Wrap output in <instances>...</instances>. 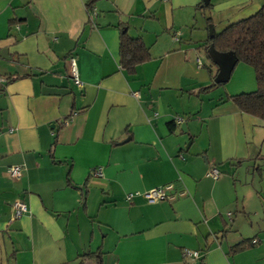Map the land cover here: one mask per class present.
<instances>
[{
	"label": "crops",
	"instance_id": "crops-1",
	"mask_svg": "<svg viewBox=\"0 0 264 264\" xmlns=\"http://www.w3.org/2000/svg\"><path fill=\"white\" fill-rule=\"evenodd\" d=\"M88 1L0 0V264H264V122L225 101L254 92V72L214 83L202 35L264 0ZM123 27L151 57L133 75ZM212 84L217 98L197 94ZM167 185L171 200L142 197ZM16 200L28 213L11 221Z\"/></svg>",
	"mask_w": 264,
	"mask_h": 264
},
{
	"label": "trees",
	"instance_id": "trees-1",
	"mask_svg": "<svg viewBox=\"0 0 264 264\" xmlns=\"http://www.w3.org/2000/svg\"><path fill=\"white\" fill-rule=\"evenodd\" d=\"M98 0H89L86 4L87 11H91ZM211 4L202 6V1L197 9H210ZM208 24L210 20H207ZM206 49L219 54H230L236 64L250 67L255 76L256 90L251 93H242L225 98L231 102L240 113L252 116L264 122V4L252 16L235 23L225 25L218 33H212V37L204 44ZM119 65L128 75H133L138 66L150 61L148 48L140 38H132L126 29L121 28L118 42ZM216 84L202 87L197 94H206ZM194 94V93H189ZM66 122V121H65ZM64 122V123H65ZM63 123V124H64ZM171 132L175 128L174 122L167 124ZM253 240H243L233 246L229 253L236 254L254 246ZM84 255L85 258H91Z\"/></svg>",
	"mask_w": 264,
	"mask_h": 264
},
{
	"label": "built area",
	"instance_id": "built-area-1",
	"mask_svg": "<svg viewBox=\"0 0 264 264\" xmlns=\"http://www.w3.org/2000/svg\"><path fill=\"white\" fill-rule=\"evenodd\" d=\"M198 64H200V61H198ZM69 73L70 76L73 79V82L76 86H81L78 78H77V72L75 68V61L74 59H69ZM2 81L0 80V83ZM134 95H137L136 93ZM65 122L64 124H66ZM21 168L20 167H11L8 169V174L10 177L16 179L19 178L21 175ZM94 176H99L100 171H94ZM207 178H211L213 180H217L220 177V173L216 169H209L206 173ZM172 190V185H167L163 187L153 188L145 193L142 194V197L144 200L149 204H155L158 202H163L167 200H171L173 197L169 194ZM133 195L129 194L127 195L126 199L127 201H130L132 199ZM12 208V217L11 221L20 219L23 215L28 213V208L25 203L22 201L16 200L11 205ZM183 256L187 259L195 260L199 258V252L197 251H191L185 249L183 251Z\"/></svg>",
	"mask_w": 264,
	"mask_h": 264
},
{
	"label": "water",
	"instance_id": "water-1",
	"mask_svg": "<svg viewBox=\"0 0 264 264\" xmlns=\"http://www.w3.org/2000/svg\"><path fill=\"white\" fill-rule=\"evenodd\" d=\"M209 1L210 0H202V6L203 7L207 6L209 4ZM212 33H213V29L211 27H209L210 37H212ZM210 54H211V57L213 58L214 62L219 63V68H220L219 73L214 80V83H216V84L225 83L228 80V78L231 74L233 65L235 63L234 57L230 54H227V55H230L231 57L227 56L226 54L224 55V54H219V53L213 52L211 50H210ZM181 130L185 131V124L181 125ZM188 145H189V143H188Z\"/></svg>",
	"mask_w": 264,
	"mask_h": 264
},
{
	"label": "rangeland",
	"instance_id": "rangeland-1",
	"mask_svg": "<svg viewBox=\"0 0 264 264\" xmlns=\"http://www.w3.org/2000/svg\"><path fill=\"white\" fill-rule=\"evenodd\" d=\"M209 10L210 9H206V12H209ZM205 11V10H204ZM199 17H200V14H199ZM223 28V26L222 25H219V23L217 22V21H215V23H214V29H215V32H219L221 29ZM203 34V37L204 38H206L207 36H208V34H209V29H208V32L207 31H204V32H202ZM193 36H194V38L197 36V34L196 33H194L193 34ZM201 57H202V59L204 60V62H206L207 63V59H206V55L205 54H202L201 55ZM216 90H209V92L208 93H206V94H201L206 100H208V99H210L213 95L215 96V98H217V95H218V93L217 92H215ZM193 97H196L195 95H193Z\"/></svg>",
	"mask_w": 264,
	"mask_h": 264
}]
</instances>
